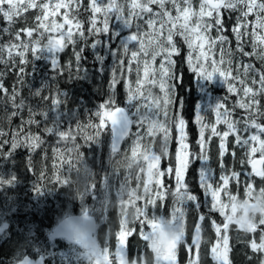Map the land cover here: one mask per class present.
I'll list each match as a JSON object with an SVG mask.
<instances>
[{"label":"snow or ice","instance_id":"6c2138e0","mask_svg":"<svg viewBox=\"0 0 264 264\" xmlns=\"http://www.w3.org/2000/svg\"><path fill=\"white\" fill-rule=\"evenodd\" d=\"M33 10L29 22L28 14ZM0 18L8 25L0 30V106L4 110L0 121L9 126L8 130L0 127V161L14 163L16 150L25 148L29 153L27 171L35 174L32 154L48 143L46 137L54 138L51 174L44 149L43 166L31 188L37 197H43L55 187H71L70 174L73 169L79 173V165L91 175L82 148L101 145L102 137L110 133L113 173L126 170L118 187L110 182L111 174L105 173L99 194L94 180L87 182L83 191L76 190L80 215L65 213L48 234L50 241L61 237L71 245L69 253L59 258L60 264H179L181 251L187 254L186 264H205V254L214 264H233V225L250 234L244 240L253 254L247 257L249 264L253 259L264 264V187L258 193L254 188L255 177L264 182V0H0ZM69 47L71 55L62 64L59 54ZM89 50L96 73L101 77L108 73L109 80L106 99L95 111L85 109L84 122L77 111L68 108L70 97L58 80L65 72L69 81L90 79L89 70L83 66ZM181 56L198 81L217 82L219 77L218 82L227 85L228 93L236 97L231 107L225 96L194 109L198 127L195 146L176 94V58ZM158 57L159 66L154 67ZM244 57L254 58L260 66L246 62ZM109 58L112 63L106 67ZM41 60L50 65L53 75L33 88L26 77L37 71L36 61ZM29 65L31 73L27 71ZM9 74L15 77L11 88L6 83ZM121 84L123 101L118 98ZM25 87L27 97L23 95ZM237 108L242 110L239 116L234 115ZM208 111L214 113V122L206 120ZM15 119L18 124H13ZM221 124L223 129L218 127ZM126 140L131 144L122 159H115ZM216 141L219 175L211 166ZM173 142L174 153L170 151ZM6 145H10L7 150ZM237 149L243 153L239 171L235 168ZM228 156L233 160L231 167ZM197 162L196 185L202 196L188 179ZM245 166L251 170L244 171ZM65 167L69 175L64 174ZM242 176L247 199L238 202L232 186L239 189ZM19 183V177L11 170L3 171L0 164V191ZM114 188L115 200L111 196ZM87 196L99 206L85 204ZM169 198L168 217L149 215V206L168 208ZM112 206L118 208L117 220L101 245L97 219L105 221ZM238 208L243 209L242 215L237 214ZM193 210L189 231L188 217ZM15 211V201L6 197L0 215ZM214 213L223 219L217 220ZM8 226L0 224V233ZM207 230L214 233V239H205ZM137 233L151 250L152 261L147 255L129 258L130 238ZM113 236L114 252L109 247ZM204 245L208 246L206 253ZM52 247H45L28 230L17 241L12 259L0 264H57L58 254ZM24 249H32L39 259H31Z\"/></svg>","mask_w":264,"mask_h":264},{"label":"trees","instance_id":"16d2710c","mask_svg":"<svg viewBox=\"0 0 264 264\" xmlns=\"http://www.w3.org/2000/svg\"><path fill=\"white\" fill-rule=\"evenodd\" d=\"M34 15V10L28 14L29 22ZM86 19V16L84 17ZM7 22L0 18V30L4 27H7ZM215 35V33H213ZM229 36L231 38V33L229 32ZM4 39L6 40L7 37L5 36ZM232 47H235V42L233 40ZM247 51H251L250 47H246ZM183 51L186 54L187 50L185 46H183ZM60 60L61 63H66L71 55V47H69L65 53H60ZM88 57L87 61L84 63V67L89 70L90 79L88 80H68L67 72H65L64 76L58 80L59 86L62 90L67 91L70 97V101L68 104V108L71 110L79 111L82 107H87L90 103H94V108H96L99 99H97V90L100 89V85L98 87L97 79H96V70L93 58L91 56L90 50L85 53ZM177 72L179 74V78L177 80V84L179 85L177 95L181 98L182 106L185 114L186 120L189 122L188 125V132H189V139L192 142V146H195L196 142V127L194 122V109L196 108L197 103V89H196V80L190 71L187 70V65L185 64L184 57H177ZM246 62L252 63L255 62L256 66L259 67V62L255 61L254 58L244 57ZM37 71L34 74H30L26 77L27 84L32 86L33 88L39 87L42 80L50 78L53 73L51 72L50 65L41 60L36 61ZM0 67H3L0 65ZM27 71L29 73L32 72L31 65L28 66ZM75 71V69H73ZM105 78V75L102 77ZM15 81V77L9 74L6 78V83L9 88H11L12 84ZM99 88V89H98ZM118 92L122 95L123 87L122 84L118 86ZM208 89H213L210 85H208ZM223 91V90H222ZM226 94V92H225ZM23 95L28 96V88L25 87L23 90ZM229 99L236 100L235 96L228 95ZM121 101L123 98L121 96ZM34 102V101H33ZM235 102H232V105ZM242 113V110L236 109L234 115L238 116ZM4 115L3 107L0 106V117ZM74 121V120H73ZM19 120L15 119L13 124H18ZM66 123V122H65ZM67 126V125H65ZM0 127H4L5 130H8V124L6 121H0ZM106 137H102L105 139ZM10 139V137H9ZM48 143H46L42 149H37L36 153L32 154L33 165L36 169V173L33 174L32 172L27 171V161L29 157V153L25 148H19L16 150L13 160L9 162L0 161V164L6 167V169L12 170L20 179L21 184L19 183L15 188H6L4 191H0V209H4V200L6 201V197H11L15 201L16 211L13 213H8L7 215H1L0 217V224L7 223L9 226L5 231L0 235V262H6L12 259L13 255L16 251L17 241L22 239L23 234H25L28 230H31L38 240V242L42 243L45 247L53 246L52 250L56 251L58 254L57 264H60V257L62 255H66L70 251L71 245L65 243L62 240H55L50 241L48 238V232L50 229L55 225L58 220L57 217V208L54 210V202L52 204V194L45 195L40 198V203L38 201L33 200V194L29 192L31 191L32 185L37 182V177L41 167L43 166L42 156L44 154V149H47V154L52 155L51 145L54 144V138H48ZM81 144L84 143L81 140L79 141ZM83 145V144H82ZM10 145L5 146V150H7ZM107 149V142L103 140L102 151L100 153L96 152V149L93 147L94 150L91 154V158L89 156L90 152L84 148L82 151L86 153L88 157V161L90 163L91 175H88L89 180H94L97 185V192L100 190L101 182L104 177V165L103 160L105 158V153ZM198 150V149H197ZM238 157L235 161V168L239 171L242 170V166L239 162V156L243 155V153L237 149ZM214 155L216 153H213ZM259 154L257 153V156ZM228 164L231 167L233 164V160L231 156L227 158ZM48 165H51V160L48 159ZM199 168V163L197 162L191 168V172L188 176L190 183L192 184L195 192L202 196V190L196 185V176L197 170ZM215 171L216 174L219 175V168L218 164L215 160ZM17 172H16V171ZM244 171H250V168L243 167ZM49 175L51 174V170H49ZM244 179L245 177H241V184L239 189L236 188L235 184L232 186V192L234 195L242 196L244 194ZM52 186V185H51ZM53 187V186H52ZM261 187H264V182L261 181L260 178L257 180L254 179V188L255 190H259ZM56 188V187H55ZM57 189V188H56ZM65 192V191H64ZM28 197H24V196ZM92 197L87 196L85 200L90 202ZM27 204V205H26ZM71 204V201H70ZM73 213L78 214L79 209H77L76 205L77 202H73ZM26 205V206H24ZM52 205V206H51ZM217 220H222L223 217H219L216 213L213 214ZM234 229H232L233 231ZM237 236L231 235V244L233 247V251L230 254V257L233 261V264H249L248 256L253 255L251 250L245 246L244 240L246 236L250 237V234H246L243 231L238 232ZM259 235V233H257ZM137 236H133L130 239H134V244L137 243L138 238ZM101 241V239L99 238ZM134 245L130 243L129 251L130 256H140L142 251L139 252V249L133 248ZM25 254H28L32 258H37L38 256L32 249H24ZM51 264V261H49ZM82 264H87V261H83ZM252 264H258V260L253 259Z\"/></svg>","mask_w":264,"mask_h":264},{"label":"rangeland","instance_id":"374dc122","mask_svg":"<svg viewBox=\"0 0 264 264\" xmlns=\"http://www.w3.org/2000/svg\"><path fill=\"white\" fill-rule=\"evenodd\" d=\"M116 26H118V25H116ZM123 34L126 35L127 33L125 32ZM117 43H118V41H117ZM185 48H186V46H185ZM186 50H187V48H186ZM159 59L160 58L158 57L157 61L153 65L154 67H158L159 66ZM111 63H112L111 58H109L108 61L106 62V67H107V65H110ZM185 64H186V62H185ZM177 74H178V72H177ZM96 76H97L96 79H97L98 87L100 85V89L98 88L99 90H97V95H96L97 99H99V101H98V104H99V103L103 102L104 99H106V94L108 92L109 75H108V73H105V78L104 79L101 76H99L98 74H96ZM178 76H179V74H178ZM195 80H196V89H197V92H198V95H197V99L198 100H197V103H196V108L198 106H201V105L202 106H206V105L212 104V103H214V101L216 99H221V98L227 96V94L231 95L227 91V85H224V84H221V83L218 82L219 81V77L216 78L217 82L216 81H212V82L198 81L197 77H195ZM208 85H210L213 89H208ZM122 87H123V93H124V86L122 85ZM153 91L155 93H157V94L159 93V89L158 88L153 89ZM225 92H226V94H225ZM123 93L121 95L118 92V98L119 99L122 96V98L124 100V94ZM235 101L236 100H234V99H228L227 106L231 107L232 106V102H235ZM93 104L94 103H90L87 107H82L77 112L79 114V118H80L81 121H84V122L87 121V113L85 112V109H89L91 111H95L96 108H94ZM176 110L177 111L180 110L178 106H177ZM237 114H238V116L240 115L239 112H237ZM206 120L208 122H214L215 121L214 113H212L211 111H208L207 114H206ZM65 122H66L65 125H67L68 121H65ZM194 122H195V117H194ZM71 123H72V125L74 127L75 126V120L71 121ZM195 127H196V135L198 137V127H197L196 124H195ZM218 127L223 129L225 126L223 124H221ZM135 130H136L135 127H133V131H135ZM103 137H106V138L102 139V141L106 140V142H107V149H106V153H105V158L103 160L104 174L105 173L111 174L110 175V182L113 185H115L116 187H118L120 180H122L124 175H126V170L124 168H120L118 173H113V167L109 163V148H108V144L110 142V133H105V135ZM82 141L83 140L81 139V142ZM217 143H218V141L213 143V145H212V153H211V155H212L211 166H212V168L214 170H216L215 169V160H216V157H217V151H216V144ZM130 144H131V140H126L123 143V145L121 146V155L117 156L115 159H122L124 150L127 149ZM102 146H103V143L101 145H93V147L96 149V152H98V153H100L102 151ZM175 146H176L175 142H173L171 144V146H170V151H172L173 153L175 151ZM85 149L90 152L89 156L91 158V154L94 151V150H92L93 148L89 149V148L85 147ZM156 150L159 151V144L158 143L156 144ZM213 153H216V154L214 155ZM48 157L51 160L52 155H48ZM85 162L88 165V167L90 168V163L88 161V157L86 156V153H85ZM112 163H115V160H113ZM166 163H167V161H165V165H166ZM79 167H80L79 173H77V171L75 169H73V171L70 174L71 180L73 181L71 187H68V186L56 187L57 189L54 188V190L51 193L52 196H50V197L52 198V204L54 202V210H56V208H57V214L56 215H57V217L59 219L63 218L65 213H68L70 215H79V214H74L73 213V209H72L73 208V206H72L73 202H77L76 207H77V209H79V212L81 211V201L78 198H76V190L79 189L80 191H83L85 184L87 182H90V180H89L88 174L85 173L83 166L79 165ZM48 169L51 170V165H48ZM90 169H92V168H90ZM3 171H8L5 166H3ZM63 172H64L65 175H69L66 167H65V169H63ZM258 178L259 177H255L254 179L257 180ZM20 184H21V181H20ZM132 186L135 187V181L134 180L132 182ZM48 187L52 188L51 184H49ZM30 192L33 194V196H32L33 200L34 201H38V203H40V201H39L40 198L37 197L36 194L34 192L30 191V189H29L28 193L30 194ZM256 192L258 193L259 190L256 189ZM98 194H99V192H98ZM115 195H116V193H115V188H114L112 190V193H111V196H112L113 200H115ZM236 196H237V201L238 202H243V200L247 199V197H245L244 194L242 196H238V195H236ZM24 197H28L27 194ZM223 199H224L225 203L228 202V198L227 197H224ZM70 201H71V204H70ZM5 202L6 201L4 200V206H5ZM249 202L250 203H255L254 200H250ZM84 203L87 204L88 206H91V207H98L99 206L98 203L96 201H94L93 199H91L90 202L84 200ZM168 204H169L168 208H160V209H152L151 206H149V209H148L149 215L155 214V215H163L165 217H168L170 215V210H171L170 209V206H171V199L170 198H169ZM26 205H24V206H26ZM141 205H142V202H141ZM204 210L206 211V208ZM228 210L230 211V208ZM117 214H118V208H116L115 206H112L109 209V212H108V215H107V219L105 221H100L99 219H97L98 223H99L97 235H98V238L101 239V245H103V241L105 239L106 233L109 231L110 228L114 227L115 221L117 220ZM216 214L219 216V213H216ZM237 214L238 215H242L243 214V209L242 208H238L237 209ZM258 215H259V213H257V217H258ZM0 217H1V215H0ZM194 217H195V211L193 210L190 213L189 217H188V228H189V231H191ZM137 227H139V226L137 225ZM146 230L150 231V229H147V228H146ZM238 232H240V231L236 228V226H234V230L232 231V229H231L230 235L237 236L236 234H239ZM134 236H137L136 238H138V241H137L136 244H134V239H130V243L132 245H134L133 246L134 251H135V249H139V252L142 251L140 256L147 255L148 259L150 261H152L154 259V257L152 256L151 250L146 248L145 242L143 240H141V238L139 237L138 233L136 235H134ZM204 236H205V239H207L210 236L214 239V233H212L210 230H207L205 232ZM258 236L259 235H257V239H258ZM109 247H110L111 251H113V252L115 251V239H114V236H113V238H111L109 240ZM207 247H208L207 245H204L205 253L207 251ZM128 256H129V258H132V259L135 258V256H133V255L130 256V251L129 250H128ZM203 259H204L205 264H214V262L211 260V257L206 255V254L203 256ZM186 260H187V254L185 252L181 251L180 254L178 255L179 264H186Z\"/></svg>","mask_w":264,"mask_h":264},{"label":"water","instance_id":"95a60500","mask_svg":"<svg viewBox=\"0 0 264 264\" xmlns=\"http://www.w3.org/2000/svg\"><path fill=\"white\" fill-rule=\"evenodd\" d=\"M73 216H79V215H73ZM57 224H58V223H57ZM57 224H56V226H57ZM56 226H55V227H56ZM55 227H54V228H55ZM0 234H1V233H0ZM55 239H62V240H64V241H66L67 243H69L67 240H65V239H63V238H61V237H57V238H55ZM55 239H54V240H55ZM38 259H39V258H38Z\"/></svg>","mask_w":264,"mask_h":264}]
</instances>
